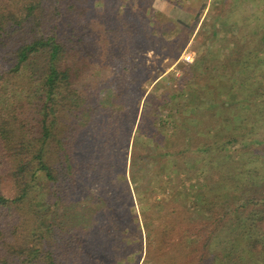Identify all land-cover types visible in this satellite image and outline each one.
Masks as SVG:
<instances>
[{
  "label": "trees",
  "instance_id": "obj_1",
  "mask_svg": "<svg viewBox=\"0 0 264 264\" xmlns=\"http://www.w3.org/2000/svg\"><path fill=\"white\" fill-rule=\"evenodd\" d=\"M101 1L0 0V264L127 263L123 245L143 248L116 214L128 167L137 191L152 193L139 169L174 187L163 220L164 200L141 210L143 264H264V2L215 0L198 59L157 99L141 53L175 61L187 38L166 48L173 24L152 0Z\"/></svg>",
  "mask_w": 264,
  "mask_h": 264
},
{
  "label": "rangeland",
  "instance_id": "obj_2",
  "mask_svg": "<svg viewBox=\"0 0 264 264\" xmlns=\"http://www.w3.org/2000/svg\"><path fill=\"white\" fill-rule=\"evenodd\" d=\"M147 2L151 3L148 0L142 1V0H108L106 5L104 6V3L97 2L98 8L102 10H108L110 12L111 8H118L121 9H135L134 7L137 6V3L140 4H146ZM264 2L263 0H254L249 3L248 8L250 9L249 14H258L257 7L259 4ZM148 3V4H149ZM213 3H217L215 0H152V6L157 13H160L166 18L169 19V21L173 24V28L170 29V33L163 36V40L167 42H171L169 45H166V48L172 47L173 50L177 49V46L180 44V42L187 38V44L186 46L181 50L179 56L175 59V61H172L174 53L171 51H167L165 49H162L157 43H155L156 46H159V52L151 49H147L144 52L141 53V59L145 63L146 67L149 69L154 70L155 73H158L159 79L162 82L161 87L156 91V98H161L160 95L163 94L165 89H171L172 91L177 89V86H179V80L181 79L183 75V71L181 70V66L188 67L189 65L195 64L196 60L199 57V54L202 50L201 43L203 42L204 37L209 35L211 33L212 27H208L205 29L203 37L198 36L199 30L201 29V25L204 21V19L210 15L211 6ZM145 5V6H146ZM111 14V12H110ZM200 14V20L197 22L196 15ZM248 14V15H249ZM182 24L185 26H182ZM219 28H222V26H218ZM191 54L193 61L187 62L185 61V57ZM169 75L172 76V78H168ZM154 89V83L147 85L145 87L146 93L145 96L140 104L141 109L144 105L145 98L148 94H151ZM159 104L163 102V99H160ZM167 115V111H164L162 113V116L165 117ZM137 133L134 130L133 132V138L139 139L140 142L143 144H146L150 148L145 151L147 154L152 152V150L156 147L153 143V140L151 137H147L145 135L137 137ZM155 138H158V135H155ZM146 146V147H147ZM139 152L140 156H143ZM127 178H128V185L123 183V181H120V183L116 186V214L123 218L128 223V226L134 230L136 229L137 232V238L139 236V232H141V239L143 248L142 251H140V246L129 243L127 245H123L125 248V254L128 255L127 257V263L125 264H143L144 256H145V250H146V234L144 230L143 225V219H142V208L148 203L155 204L158 201L164 200L163 203L157 206V219L156 220H163L162 215L164 214L166 210V206L164 204H167L173 200L174 193V187H171L168 184V181L164 178V181L162 182L163 187L159 183V180L155 179L154 176V170L152 168H149L147 171L138 170V174L143 173V176H147V180L149 181V188H152V193H150L146 188H143V190H138L135 187V184L130 176V169L127 168ZM141 172V173H140ZM121 175H119L120 178ZM153 177V178H152ZM157 178V177H156ZM143 180V178H142ZM141 181L142 184L144 182ZM175 188L178 189V191H181L185 188H187V194H182L181 198H183L184 202L182 203L183 207L188 209L187 203L190 204L192 202H195V199H193V196L191 194L192 190L190 188V185L188 182L181 183V185L177 184ZM89 191L91 192V195L94 196L95 199L99 198L102 194L100 190H97L96 187H90ZM143 191V192H142ZM112 193V192H111ZM191 194V195H190ZM90 195V196H91ZM107 196H110V192ZM146 196V197H145ZM178 197V195H176ZM162 198V199H161ZM89 200V199H88ZM99 201H95L94 205H97ZM93 205V206H94ZM92 213H95V208L92 207L91 209ZM131 218V219H130ZM164 224V223H163ZM162 224V225H163ZM109 236H111L114 240L115 235L113 233H108ZM140 239V240H141ZM137 241V240H136ZM135 241V242H136ZM139 241V239H138ZM139 243V242H137ZM121 247V246H119ZM118 248V247H117ZM133 249L139 250L137 252H134ZM121 264V263H120ZM144 264H150L149 262H145Z\"/></svg>",
  "mask_w": 264,
  "mask_h": 264
},
{
  "label": "built area",
  "instance_id": "obj_3",
  "mask_svg": "<svg viewBox=\"0 0 264 264\" xmlns=\"http://www.w3.org/2000/svg\"><path fill=\"white\" fill-rule=\"evenodd\" d=\"M184 59L187 62H192L193 61V58H192V55L191 54H188Z\"/></svg>",
  "mask_w": 264,
  "mask_h": 264
}]
</instances>
